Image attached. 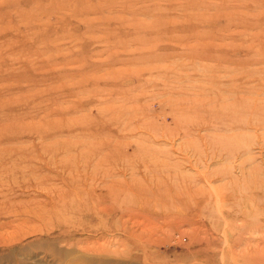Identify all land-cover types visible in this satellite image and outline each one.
<instances>
[{
  "label": "rangeland",
  "instance_id": "obj_1",
  "mask_svg": "<svg viewBox=\"0 0 264 264\" xmlns=\"http://www.w3.org/2000/svg\"><path fill=\"white\" fill-rule=\"evenodd\" d=\"M0 264H264V0H0Z\"/></svg>",
  "mask_w": 264,
  "mask_h": 264
}]
</instances>
